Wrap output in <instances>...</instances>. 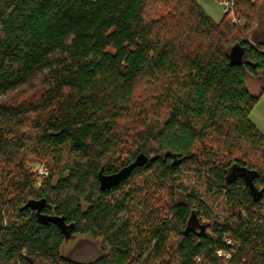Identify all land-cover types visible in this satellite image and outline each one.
I'll list each match as a JSON object with an SVG mask.
<instances>
[{"label": "trees", "instance_id": "trees-1", "mask_svg": "<svg viewBox=\"0 0 264 264\" xmlns=\"http://www.w3.org/2000/svg\"><path fill=\"white\" fill-rule=\"evenodd\" d=\"M233 1L242 24L198 0H0V264H264V0Z\"/></svg>", "mask_w": 264, "mask_h": 264}, {"label": "rangeland", "instance_id": "rangeland-1", "mask_svg": "<svg viewBox=\"0 0 264 264\" xmlns=\"http://www.w3.org/2000/svg\"><path fill=\"white\" fill-rule=\"evenodd\" d=\"M200 6L203 8L205 13L210 16L214 22L219 23L225 16L224 6L222 0H198ZM235 7V3H234ZM229 18L233 21L232 16L230 14ZM234 15L236 17L235 23H243L238 19L235 9ZM234 22V21H233ZM144 85L139 86L140 89L136 93V95L143 90ZM247 88L249 92L253 95H258L261 89V81L255 77H249L247 81ZM25 92L22 94L24 97ZM9 99L19 98L21 97L20 91L17 93H11L8 95ZM6 98V97H5ZM250 120L255 124V126L264 134V93L260 97L258 103L255 105L251 115ZM27 166L33 173V178L37 181L38 186H40L45 179H47L50 175V169L44 161L39 160L33 156L28 157ZM48 170V175L44 176V172ZM194 186V184H192ZM221 199H218L217 203L221 206ZM212 208L215 211H221L222 207H216V203H211ZM190 227L192 229H198L199 223L195 219L192 221ZM102 241L100 239H94L91 236H67V241L63 247L64 254L69 256L72 259L79 261H89L98 258L103 254L101 249Z\"/></svg>", "mask_w": 264, "mask_h": 264}, {"label": "water", "instance_id": "water-1", "mask_svg": "<svg viewBox=\"0 0 264 264\" xmlns=\"http://www.w3.org/2000/svg\"><path fill=\"white\" fill-rule=\"evenodd\" d=\"M244 56L245 49H243L240 45H235L229 53L231 63L234 65H241L243 63ZM148 161L149 156H147L145 153H140L132 163L123 167L118 172L112 174L100 173L99 180L101 189H112L118 186L122 181L127 179L136 168L144 166L148 163Z\"/></svg>", "mask_w": 264, "mask_h": 264}, {"label": "built area", "instance_id": "built-area-1", "mask_svg": "<svg viewBox=\"0 0 264 264\" xmlns=\"http://www.w3.org/2000/svg\"><path fill=\"white\" fill-rule=\"evenodd\" d=\"M224 3H223V6H224V12L226 14H230L232 16V19L234 22H236V17L234 15V1L233 0H222ZM44 176H47L48 175V170H46L44 172Z\"/></svg>", "mask_w": 264, "mask_h": 264}]
</instances>
